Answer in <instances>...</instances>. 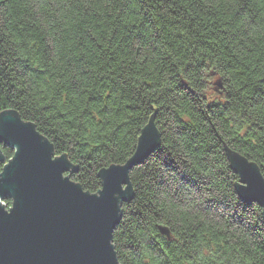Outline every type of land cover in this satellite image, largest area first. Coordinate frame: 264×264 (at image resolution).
Listing matches in <instances>:
<instances>
[{"label":"trees","instance_id":"trees-1","mask_svg":"<svg viewBox=\"0 0 264 264\" xmlns=\"http://www.w3.org/2000/svg\"><path fill=\"white\" fill-rule=\"evenodd\" d=\"M6 109L91 193L152 120L112 233L119 264H264L262 207L241 206L229 159L264 177V0H0Z\"/></svg>","mask_w":264,"mask_h":264},{"label":"water","instance_id":"water-1","mask_svg":"<svg viewBox=\"0 0 264 264\" xmlns=\"http://www.w3.org/2000/svg\"><path fill=\"white\" fill-rule=\"evenodd\" d=\"M215 84L221 86V80ZM146 129L148 138L144 136ZM159 138L150 120L141 131L134 154L124 164L102 169L101 187L91 193L71 179L76 169L72 164L71 170L62 175H67L76 187L61 181L60 162L50 163L53 145L32 122L13 109L2 111L0 144L10 147L13 155L0 174V200L11 202L7 209L0 201V264H119L111 242L121 215L115 213L119 203L114 196L116 189L110 191L105 186L101 200L90 195L98 196L103 190L104 172L119 167L129 185L125 189L128 200L132 193L129 172L154 150ZM64 158L68 160L66 155ZM229 159L239 176L235 184L238 196L241 198L240 190L248 187V194L255 197L250 203L262 207L264 218V177L258 165L232 151ZM4 161L0 149V163ZM159 230L167 233L165 227Z\"/></svg>","mask_w":264,"mask_h":264},{"label":"snow or ice","instance_id":"snow-or-ice-1","mask_svg":"<svg viewBox=\"0 0 264 264\" xmlns=\"http://www.w3.org/2000/svg\"><path fill=\"white\" fill-rule=\"evenodd\" d=\"M149 135L150 133L146 129L144 132L145 138H148ZM64 156H65L64 153L57 154V152H54L51 149L50 163L55 164L57 161H59L61 165L60 173H59L61 181L66 182L68 185L76 187V184L72 182L67 175H62L64 173H68L71 170V162L66 160ZM4 169L5 168L0 169V174H3ZM123 171L124 170L122 168L117 167V168H112L110 171L104 172V175H102L103 190L99 192L98 196L90 195V197H95L97 200H101L105 192V186H107V188L110 191L113 190V188H115L116 191L114 192V196L119 199V203L117 204L115 210V213L117 214H121L120 204L123 203V201L128 198V194L125 191V189H127L129 185L126 182L125 176L123 175ZM262 186H264V182H262ZM240 191H241L242 207L247 204H250L251 200L255 198L248 194V187L242 188ZM128 211L134 213L135 209H129Z\"/></svg>","mask_w":264,"mask_h":264},{"label":"built area","instance_id":"built-area-1","mask_svg":"<svg viewBox=\"0 0 264 264\" xmlns=\"http://www.w3.org/2000/svg\"><path fill=\"white\" fill-rule=\"evenodd\" d=\"M7 161L8 160L5 159V161L3 162V164L6 163ZM3 164L0 163V169H2ZM0 201L5 204L4 207L7 208V209L11 206V202L8 199L7 200L3 199V200H0Z\"/></svg>","mask_w":264,"mask_h":264},{"label":"rangeland","instance_id":"rangeland-1","mask_svg":"<svg viewBox=\"0 0 264 264\" xmlns=\"http://www.w3.org/2000/svg\"><path fill=\"white\" fill-rule=\"evenodd\" d=\"M216 80H217V79H216ZM216 80H215V81H216ZM215 81H214V82H215Z\"/></svg>","mask_w":264,"mask_h":264}]
</instances>
